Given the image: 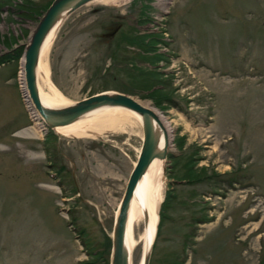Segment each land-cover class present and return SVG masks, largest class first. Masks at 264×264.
<instances>
[{
  "label": "rangeland",
  "instance_id": "rangeland-1",
  "mask_svg": "<svg viewBox=\"0 0 264 264\" xmlns=\"http://www.w3.org/2000/svg\"><path fill=\"white\" fill-rule=\"evenodd\" d=\"M49 1L0 0V264H109L141 126L99 139L36 129L18 74ZM127 6L144 26L133 47L121 42L109 56L101 28ZM263 17L264 0L91 1L57 29L49 79L70 102L123 92L156 109L170 131L161 202L173 197L148 264H264ZM123 56L136 59L131 73ZM140 257L138 247L131 262Z\"/></svg>",
  "mask_w": 264,
  "mask_h": 264
},
{
  "label": "water",
  "instance_id": "water-1",
  "mask_svg": "<svg viewBox=\"0 0 264 264\" xmlns=\"http://www.w3.org/2000/svg\"><path fill=\"white\" fill-rule=\"evenodd\" d=\"M91 1L93 0H51L38 18L27 43L23 45L21 54L22 64L21 68L19 66V69L22 71V78L28 99L36 110L39 121L45 129L53 130L55 127L69 124L85 113L100 106L123 107L140 115L141 144L136 160L128 174L121 199L116 207L112 234L110 235L109 264H129L130 255L123 243L129 201L138 179L144 173L150 161L153 158L164 160L169 146V140H167L166 132L160 119L150 108L141 105L133 97L123 92L104 90L70 102L69 104L54 107L43 105L37 90L35 68L39 49L45 35L54 24L58 25L72 11ZM261 25L264 27V17L262 18ZM153 123L163 133L164 143L161 148H157L158 142ZM153 240L150 243L148 251L143 255L142 264H148Z\"/></svg>",
  "mask_w": 264,
  "mask_h": 264
},
{
  "label": "bare ground",
  "instance_id": "bare-ground-1",
  "mask_svg": "<svg viewBox=\"0 0 264 264\" xmlns=\"http://www.w3.org/2000/svg\"><path fill=\"white\" fill-rule=\"evenodd\" d=\"M93 1L106 5L117 6L127 0ZM61 23L62 21L58 25L54 24L45 35L39 49L35 68L38 95L41 103L46 106L57 107L70 103V101L49 79V69L47 65V53ZM136 101L141 105L150 108L158 116L166 132L167 140L170 141V131L163 122V118L160 113L156 109L149 106L148 103L139 100ZM28 112L30 113L31 119L37 121L39 116L34 107L31 109V112L28 108ZM136 123L140 125V115L132 110L118 106H100L85 113L69 124L55 127L53 131L66 138H98L105 136L108 133L124 130L127 126H131ZM153 124L158 142L157 148H161L164 143L163 133L155 123ZM34 125L39 131L40 125L35 122ZM162 177V160L153 158L144 173L138 179L128 204L123 243L130 257L134 250L138 247L140 248L141 257L139 262L136 264H142L143 255L148 251L150 243L156 233L159 210L158 207L162 200ZM129 264H133L131 259H129Z\"/></svg>",
  "mask_w": 264,
  "mask_h": 264
},
{
  "label": "flooded vegetation",
  "instance_id": "flooded-vegetation-1",
  "mask_svg": "<svg viewBox=\"0 0 264 264\" xmlns=\"http://www.w3.org/2000/svg\"><path fill=\"white\" fill-rule=\"evenodd\" d=\"M98 11L102 15L104 14V11L102 9H94L93 12ZM139 11L132 9L131 7L127 6L124 10L123 14L119 13H109L108 16V23L102 26L101 30H103V38L102 41L106 42L105 49L109 53V56H112V54H117L118 47L121 46V42L127 43V47H133L134 41H135V32L139 26L144 25H138L137 24V17L135 16ZM147 19V18H145ZM117 20V21H115ZM146 20L143 21L145 23ZM146 24V23H145ZM125 26V28H124ZM126 56H123L125 59L124 62H122L121 67L125 69L126 71H133L132 66L136 65V59L134 57H131L129 59V62H126ZM112 59V62H114V65L118 64L116 62L117 59ZM138 58V57H137ZM135 60V61H133ZM133 61V62H131ZM135 70V68H134Z\"/></svg>",
  "mask_w": 264,
  "mask_h": 264
},
{
  "label": "trees",
  "instance_id": "trees-1",
  "mask_svg": "<svg viewBox=\"0 0 264 264\" xmlns=\"http://www.w3.org/2000/svg\"><path fill=\"white\" fill-rule=\"evenodd\" d=\"M50 1H51V0H50ZM50 1H49V3H50ZM49 3H48V4H49ZM48 4L43 8V10H42V12H41L40 14L43 13V11L46 9V7L48 6ZM40 16H41V15H40ZM22 48H23V46H22ZM161 89H162V87H160V89L158 88V89H156V90H161ZM198 179H200V178H196V179H194V180H198ZM188 181H190V180H188ZM171 197H173V194H171V193L168 192L167 196H166L165 198H163V201L161 202L160 208H159V210H158V222H157V226H158V227L156 226L155 237H156V235L158 234L159 229H160L161 218H162V210H163V208L165 207L167 201H168ZM155 237H154V238H155ZM153 242H154V240H153ZM152 245H153V243H152ZM105 246H106V247H109V244H105ZM105 246H104V250H101L102 252L105 251ZM95 255H96V257H94L95 260H98V259L100 258V255H99L98 253H96ZM92 263H93L92 261H91V262H89V261L81 262V264H92Z\"/></svg>",
  "mask_w": 264,
  "mask_h": 264
},
{
  "label": "built area",
  "instance_id": "built-area-1",
  "mask_svg": "<svg viewBox=\"0 0 264 264\" xmlns=\"http://www.w3.org/2000/svg\"><path fill=\"white\" fill-rule=\"evenodd\" d=\"M18 77H19L18 78V80H19L18 84H19V92H20L21 101L24 104V107H25L26 111L28 112V108L30 107V102H29V99H28V95H27V92H26V88H25V84H24V80L22 78L21 72H19ZM28 116H29V119L32 122H35V123L40 125V129L39 130H44V131L46 130L45 127L39 121V118L37 119V121H34L33 119H31V116H30L29 112H28Z\"/></svg>",
  "mask_w": 264,
  "mask_h": 264
}]
</instances>
